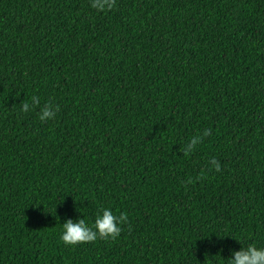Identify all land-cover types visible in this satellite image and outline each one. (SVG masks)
Returning a JSON list of instances; mask_svg holds the SVG:
<instances>
[{
	"label": "trees",
	"instance_id": "16d2710c",
	"mask_svg": "<svg viewBox=\"0 0 264 264\" xmlns=\"http://www.w3.org/2000/svg\"><path fill=\"white\" fill-rule=\"evenodd\" d=\"M102 208L127 215L117 238L63 244L62 223ZM250 243L264 0H0V264H225Z\"/></svg>",
	"mask_w": 264,
	"mask_h": 264
},
{
	"label": "clouds",
	"instance_id": "9594fccd",
	"mask_svg": "<svg viewBox=\"0 0 264 264\" xmlns=\"http://www.w3.org/2000/svg\"><path fill=\"white\" fill-rule=\"evenodd\" d=\"M115 5L116 0H90V7L98 12L111 11ZM39 104L40 99L37 96H32L30 101L21 103L20 110L23 113H29ZM58 111V105L53 107L51 104H47L40 109L38 118L41 122H47L54 119ZM209 135V130L205 129L202 134L193 136L184 144H179V151L183 153V156L191 155L197 146L203 142L204 138ZM210 166L217 172L221 171L220 162L215 158L210 160ZM127 219L126 214L115 215L109 208L99 209L92 224L86 222L84 217L76 220L69 218L62 223L60 240L65 246L74 247L94 242L97 239H115L120 235L121 226L127 222ZM223 261L225 264H264V247H260L255 243H250L247 246L242 245L240 250L233 251L231 257Z\"/></svg>",
	"mask_w": 264,
	"mask_h": 264
}]
</instances>
